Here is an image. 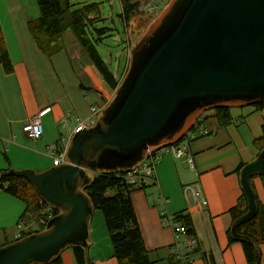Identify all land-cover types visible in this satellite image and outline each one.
Returning a JSON list of instances; mask_svg holds the SVG:
<instances>
[{"label": "water", "instance_id": "water-1", "mask_svg": "<svg viewBox=\"0 0 264 264\" xmlns=\"http://www.w3.org/2000/svg\"><path fill=\"white\" fill-rule=\"evenodd\" d=\"M264 104V0H171L131 50L115 99L92 128L73 135L66 162L42 172L11 170L59 213L43 231L0 247V264H52L69 247L88 248L94 206L91 174L131 169L152 147L177 142L202 113ZM103 103L105 101L103 100ZM264 150L240 172L248 212L258 214L252 176Z\"/></svg>", "mask_w": 264, "mask_h": 264}, {"label": "crops", "instance_id": "crops-1", "mask_svg": "<svg viewBox=\"0 0 264 264\" xmlns=\"http://www.w3.org/2000/svg\"><path fill=\"white\" fill-rule=\"evenodd\" d=\"M39 15L36 0H0V27L8 52L0 63V142L4 143L5 138L11 140L4 155L6 167L0 170L42 172L51 168L52 153L66 152L78 121L85 122L91 117V108L97 107L89 103L87 95L83 96L84 102L80 93H70L69 72L61 65L58 73L57 55L50 59L38 49L28 24ZM69 35L72 34L65 37ZM66 46L68 55L70 44ZM74 49L75 52L68 55L71 66L76 60L81 63L74 64L78 67L74 68L78 76V81L73 80L74 87L83 93H96L105 104L101 85L89 66L96 67L82 57L78 45ZM61 61L68 62L67 59ZM18 109L23 112L21 122L17 121ZM230 112L234 123L228 127L220 126L213 111L201 115L197 137L190 142L194 169L185 160L177 159L173 151H162L155 170L158 185L147 189L136 187L132 192V204L153 264H172L175 235L163 218L181 213L189 215L195 227L197 247L191 256L192 264H247L241 243L229 242L228 230L233 222L230 210L242 195L237 168L254 161L260 154L254 142L262 136L264 112L254 105L231 108ZM39 115H42L44 133L34 141L20 133L18 127L22 126L23 130L29 120ZM16 138L21 143H17ZM253 182L259 200L264 203V177H256ZM196 183L202 185L208 201L203 210L189 208L184 195V187ZM19 201L0 189V229L4 234L0 247L16 241L18 231L11 237L12 229L8 228H12L15 214H22L25 209L24 203ZM187 239L182 237L181 241L184 243ZM261 251L264 258V244ZM87 252L93 264H118L112 244L108 246L102 230L94 232L93 226ZM61 264H65L62 259Z\"/></svg>", "mask_w": 264, "mask_h": 264}, {"label": "trees", "instance_id": "trees-1", "mask_svg": "<svg viewBox=\"0 0 264 264\" xmlns=\"http://www.w3.org/2000/svg\"><path fill=\"white\" fill-rule=\"evenodd\" d=\"M122 18L128 26L132 14L139 11V1L121 0ZM40 15L37 19L28 24L30 34L38 49L48 58L52 59L60 52L67 49L65 35L70 33L74 37L80 54L94 65L106 84L113 90H117L121 84L114 72L97 48L98 41L91 37L90 28L94 26L100 12L98 5L92 4L78 10H72L69 0H36ZM92 32V31H91ZM104 33V31H100ZM8 52L5 47L2 30L0 27V63L6 59ZM83 87V86H82ZM254 106L260 112H264V104L259 102ZM231 108L221 107L213 110L214 117L221 127H228L234 123L230 112ZM200 118V116H199ZM195 121L190 129L195 131L199 119ZM202 121V120H201ZM196 127V128H195ZM255 148L261 153L264 150V126L262 136L254 142ZM245 164H241L236 174L240 177V172ZM13 169L0 170V189L7 194L17 198L25 205V209L19 218L18 223L35 225L27 234L43 231L47 224L39 222L45 218L46 207H51L53 216L59 210L49 205L38 193L35 187L25 178L12 176L9 172ZM92 181L83 190L90 197L94 210H100L109 234L113 247L114 258L118 264H153L150 251L145 246L142 232L138 223L136 212L131 200V194L136 188L127 184L121 171L101 172L91 174ZM262 175L252 176V186L255 189L253 180ZM141 189H147L143 187ZM256 191V189H255ZM259 207L258 214L250 221L237 228V234L247 238L245 242H237L232 237L231 227L228 230L230 244L241 243L247 264H261L263 255L261 247L264 244V203L257 196ZM248 212V202L242 192L238 204L230 210L232 221L235 222ZM180 220L188 228V236L195 238V227L189 215L179 214ZM164 219V218H163ZM232 222V224H233ZM7 242L5 245L9 244ZM74 249L77 264H93L88 255V248L72 247ZM195 254V252H194ZM61 256L52 264H61ZM172 264H177L172 257Z\"/></svg>", "mask_w": 264, "mask_h": 264}, {"label": "rangeland", "instance_id": "rangeland-1", "mask_svg": "<svg viewBox=\"0 0 264 264\" xmlns=\"http://www.w3.org/2000/svg\"><path fill=\"white\" fill-rule=\"evenodd\" d=\"M25 1L27 2V0ZM69 1H70L72 10H78V9H81L85 6H89L92 4L98 5L100 12L97 16V20L94 22V26L90 28V35L92 38L98 41V44H97L98 51L103 56L104 61L108 64L111 71L116 74L117 79L121 81H123V79L125 78L129 70L130 61H131V50L141 40L142 36L147 32L148 26L153 21L157 20L160 14L165 10V8L171 2V0H165L166 3L164 4V8L157 16L156 15L148 16L139 11L135 14H132L130 21L128 23V26H126L122 18L123 11H122L121 0H69ZM137 1H139V4L141 6H143L146 2V0H137ZM142 11L147 12L143 9ZM101 30L104 31V33H100ZM65 42L67 44H70V48H71L70 53L68 52V55L71 53L73 54L75 52L74 48H77V44L72 45L73 36L69 35L68 37H65ZM68 55L66 51H64L60 53L59 55H57L55 59L59 65L58 73L60 72V67L62 65L63 68L64 69L66 68L67 72H69L70 74V75L67 74V79H68L67 84H68L70 93H73L74 91L76 93L77 92L80 93L82 95V100L84 102H86L85 100L86 98H84L83 96L87 95L88 101L90 104L96 105L97 107L105 105L104 107L105 109L115 99L116 90L111 89L106 84V82L103 80V78L101 77L97 69L91 68V66H89L91 69V73L95 76V78H97L99 84L101 85L100 88L102 91V95L106 99L105 104H102L101 97H98L96 93L92 91H87L83 93V91H80L78 88H75L73 80L75 79L78 81V76L74 68L75 67L78 68V67L75 66L74 64L78 63L80 65L81 63H79V61L76 60V62L74 64L72 63V66H71V63L69 60L70 57ZM62 59L65 61L67 59L68 62L66 64L62 63L61 61ZM127 63H128V66H127ZM81 68H83V66ZM78 84L80 83L78 82ZM18 110L20 113V117L17 121L21 122L23 112L21 109H18ZM103 110L101 111V114L97 116V120L95 121V124L97 123L99 118L102 116ZM209 111L211 112L213 110H209ZM199 119H201V115ZM83 120L84 118L81 121ZM18 130L20 131V133L23 132L22 126L18 127ZM11 139L13 141V137H11ZM4 141H5L4 143L0 142V169L6 167V163H5L6 159L4 155H6L5 153H7L8 148H10V142H11L10 139H6V138L4 139ZM16 141L17 143H21L19 138H16ZM6 142H9V143H6ZM52 167H53V164L51 168ZM15 215H16L15 220L11 221L12 228H8V229H12L11 237H13V232L16 233L17 231V225L20 223L19 222L17 224V222L19 221V218L21 217L22 214H15ZM91 226H93L94 232H98L99 230H102L103 238H105L107 245L111 247L107 227H106L102 212L100 210H94V214H93V217L90 223V230H91ZM32 229H36V227ZM3 236H4L3 231H1L0 229V243L4 239ZM61 258L65 264H76V257H75L74 249L72 247L65 249L61 253Z\"/></svg>", "mask_w": 264, "mask_h": 264}, {"label": "built area", "instance_id": "built-area-1", "mask_svg": "<svg viewBox=\"0 0 264 264\" xmlns=\"http://www.w3.org/2000/svg\"><path fill=\"white\" fill-rule=\"evenodd\" d=\"M165 0H146L143 6H139V12L148 15V16H157L163 10ZM145 10L147 12L142 11ZM141 10V11H140ZM105 106L92 107L91 108V117L88 118L85 122H79L75 128L73 135L82 131V128H92L95 125V121L97 120V116L101 114V111ZM42 115L36 116L35 118L29 120L23 126L24 134L31 140H39L44 133L43 124L41 122ZM66 123L68 120H65ZM195 124V123H194ZM193 124V126H194ZM192 126V127H193ZM197 126V125H196ZM196 128V127H195ZM196 131H191L190 129L184 133L177 142L170 144H163L157 147H152L148 150L145 155L144 160L134 166L131 169H127L121 171L123 174V178L127 181V184L133 187H150L153 185H158V180L156 178L155 170L156 165L158 164L162 151L171 152L173 151L177 159H183L187 162L188 166L191 169H194V157L190 152V142L195 139ZM52 161L53 167H58L66 162L65 152H53L52 153ZM184 195L188 202L189 208L201 209L203 210L208 206V201L203 191L202 185L200 183H196L191 186L184 187ZM163 202L164 199H163ZM46 214H44L45 218L40 220L41 224H47L49 220H51L53 216V211L51 207H46ZM164 219L168 223V225L172 228L175 235V243L173 246V257L177 264H192L191 256L194 253L197 247V240L188 236V228L184 223L180 220V215L177 216H164ZM35 225H26L23 223H19L17 225V236L16 240L22 238V235L25 233H29L32 228H35ZM36 229H33V232ZM188 238L184 243L181 241V238ZM264 264V258L262 259V263Z\"/></svg>", "mask_w": 264, "mask_h": 264}, {"label": "bare ground", "instance_id": "bare-ground-1", "mask_svg": "<svg viewBox=\"0 0 264 264\" xmlns=\"http://www.w3.org/2000/svg\"><path fill=\"white\" fill-rule=\"evenodd\" d=\"M104 106V105H103Z\"/></svg>", "mask_w": 264, "mask_h": 264}]
</instances>
